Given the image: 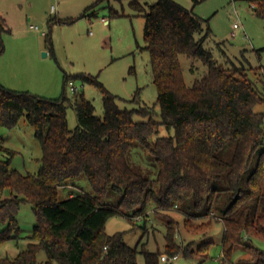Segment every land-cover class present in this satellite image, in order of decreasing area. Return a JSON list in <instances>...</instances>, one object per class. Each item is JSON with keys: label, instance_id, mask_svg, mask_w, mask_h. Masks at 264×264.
<instances>
[{"label": "trees", "instance_id": "1", "mask_svg": "<svg viewBox=\"0 0 264 264\" xmlns=\"http://www.w3.org/2000/svg\"><path fill=\"white\" fill-rule=\"evenodd\" d=\"M232 1L249 3L264 21V0ZM130 6L146 21L145 49L161 121L151 117L135 121V113L151 116L152 108L121 109L116 95L84 74L77 77L102 90L103 116L84 96L80 101L66 94L49 98L7 88L0 81V127L13 128L24 116L42 149L37 174L12 168L11 157L0 159V245L21 238L16 218L21 202L30 203L36 215L32 232L24 237L26 247L14 258L0 254V264H138L139 253L144 264H161L163 253L169 258L179 254L200 258L202 264L214 242H202L196 249L184 246L177 239L179 222L167 215L174 209L184 215L183 225L190 234H205L214 222H222L225 260L243 248L248 256L240 259L242 263L264 264V250L252 243L253 238L264 240V112L254 109L264 104V66L219 63L204 46L208 33L197 38L203 18L175 0H156L146 7L131 0ZM5 30L9 28L0 16V56ZM181 54L207 67L192 86L185 82ZM249 70L258 72L255 80ZM69 78L65 75V84ZM69 107L77 113L73 129L68 125ZM161 126L173 133L160 135ZM3 141L0 136V147ZM134 143L155 159V179L130 164ZM82 175L94 194L59 199V187ZM109 187L120 194L117 205L104 200ZM151 203L155 213L167 219L164 252L145 246L139 250L125 243L123 232H106L111 217L122 214L129 219ZM41 251L46 254L44 262L38 258Z\"/></svg>", "mask_w": 264, "mask_h": 264}, {"label": "rangeland", "instance_id": "2", "mask_svg": "<svg viewBox=\"0 0 264 264\" xmlns=\"http://www.w3.org/2000/svg\"><path fill=\"white\" fill-rule=\"evenodd\" d=\"M131 0H0V16L5 19L9 30L2 32L3 52L0 56V81L7 88L28 91L33 94L58 98L63 94L82 96L91 100L95 112L103 116V94L96 84L84 82L77 75L84 74L96 79L112 94L118 97L121 109L138 110L151 107L152 115L135 113V121L162 120L161 108L157 103L158 92L152 78L150 55L145 49V18L131 8ZM156 0H140L141 5ZM192 9L203 18V30L197 38L207 37L204 46L211 50L219 63L232 67V60L240 68L264 66V21L254 14L249 3L232 0H175ZM95 5L88 12L87 9ZM118 12L114 16L112 13ZM87 13V14H86ZM104 18V19H103ZM234 22L240 28L233 29ZM37 26L38 29L31 28ZM209 31V32H208ZM235 32V36H233ZM247 34V36H246ZM187 86L207 72V67L196 58L180 55ZM194 69V70H193ZM250 71V70H249ZM258 72L250 71L255 80ZM68 75L76 92H72L64 77ZM138 93V94H137ZM137 99L133 101V97ZM264 112V104L254 107ZM69 128L78 125L76 110H67ZM161 126L159 134H172ZM4 139L0 147V159L11 157V167L22 174H37L41 167L42 149L35 137V130L23 116L13 128L0 127ZM155 136L151 137L153 142ZM128 158L133 168L149 179H155L158 165L138 143H134ZM90 193L93 188L84 175L68 180L58 189V198L66 199L70 194ZM104 200L117 205L120 194L109 187ZM167 215L179 222L177 239L183 245L191 244L196 249L202 242L213 241L209 247V258L202 264H253L242 263L247 257L243 248L235 250L230 260L223 257L221 241L224 234L222 222H214L205 234L194 235L186 231L184 215L176 209ZM21 238L0 245V254L14 258L26 247L29 235L36 224L33 206L21 202L16 215ZM132 221H130V220ZM127 218L125 215L111 217L105 230L108 234L124 233V241L140 250L145 246L149 251H165L167 219L155 213V205L149 204L145 212ZM252 243L264 250V240L253 238ZM164 254V253H163ZM39 261L46 260L44 251ZM138 264H144L139 253ZM200 258H186L184 255L171 258L161 264H199Z\"/></svg>", "mask_w": 264, "mask_h": 264}, {"label": "built area", "instance_id": "3", "mask_svg": "<svg viewBox=\"0 0 264 264\" xmlns=\"http://www.w3.org/2000/svg\"><path fill=\"white\" fill-rule=\"evenodd\" d=\"M31 28L38 29L37 26H31ZM238 28H240V23L239 22H234L233 29L235 30V29H238ZM235 35H236L235 32H233V36H235ZM246 36H247V34H246ZM69 86H70V89H71L72 92H76L77 89L74 87V84H73L72 81H69ZM161 260L164 261V262H169L171 260V258H169L166 254H163L161 256Z\"/></svg>", "mask_w": 264, "mask_h": 264}, {"label": "crops", "instance_id": "4", "mask_svg": "<svg viewBox=\"0 0 264 264\" xmlns=\"http://www.w3.org/2000/svg\"><path fill=\"white\" fill-rule=\"evenodd\" d=\"M104 19V18H103Z\"/></svg>", "mask_w": 264, "mask_h": 264}]
</instances>
